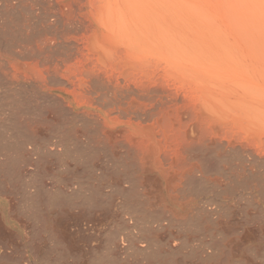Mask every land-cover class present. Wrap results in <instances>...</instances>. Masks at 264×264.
Returning <instances> with one entry per match:
<instances>
[{"label": "bare ground", "instance_id": "1", "mask_svg": "<svg viewBox=\"0 0 264 264\" xmlns=\"http://www.w3.org/2000/svg\"><path fill=\"white\" fill-rule=\"evenodd\" d=\"M47 1L51 24L33 25L43 32L35 28L36 39L27 22L24 30L15 24L22 35L11 21L8 32L1 24L0 174L15 172L10 181H20L22 170L11 172L8 154L34 151L43 121L49 127L43 129L55 131L49 145L36 141L45 158L74 156L78 144L89 154L108 148L128 158L140 185L161 183L180 194L192 179L226 187L206 179L203 152L264 161V0ZM31 98L52 105L44 107L46 115L37 110L43 116L37 125L30 114L40 108ZM259 177L264 181V170ZM136 207L129 209L146 208Z\"/></svg>", "mask_w": 264, "mask_h": 264}, {"label": "rangeland", "instance_id": "2", "mask_svg": "<svg viewBox=\"0 0 264 264\" xmlns=\"http://www.w3.org/2000/svg\"><path fill=\"white\" fill-rule=\"evenodd\" d=\"M8 1L0 3V29L4 23L3 31H6L7 25V32L8 29L11 31V26L15 24L19 30H24L26 22L31 27L40 25V28L41 24H51L47 0ZM8 21L14 24L9 22L10 26ZM20 24L24 28L21 29ZM17 27L12 30L16 31ZM37 27L33 26L32 30ZM37 29L42 35V29ZM13 31L12 34L6 32L13 36L10 38H14ZM18 31L17 35H22L23 31ZM33 31H36L35 35L37 30ZM37 34L35 38L34 35L31 37L36 39ZM3 35L1 39L6 37ZM8 36L4 40L8 39L10 43L12 39ZM17 37L12 43H17ZM33 99L31 104H34ZM35 102L36 108L40 109L33 108L32 112L36 109V114L31 112L29 116L32 118H29L38 124L39 121L35 122L37 110H40L39 114L47 110L44 107L48 103L43 100ZM42 124V127L39 124V136L36 140L33 136L32 140L35 144L45 141L49 145L55 131L43 129L49 127L44 121ZM89 133L92 137L93 134ZM35 144L32 143L34 151L29 149L34 154L21 149V155L26 158L18 154L19 149L8 154L11 161H18V164L12 162L13 165L8 161L9 167H13L9 168L11 172L16 170L19 174L20 168L21 176L26 175H18V182L21 183L23 178L20 185L14 181L17 178L15 172L10 173V176H15L11 180L15 183L10 181V176L6 178L2 172L0 174V264H264V181L259 177L264 170V161H255L239 152L227 158L217 157L218 150L213 151L215 154L212 151L203 152L206 179L218 178L224 185L226 183V187H217L204 179H192L180 194L164 188L161 183L140 185L135 180L138 179L136 169L128 163V158L123 156L124 160L121 155L115 157L108 148L105 151L102 149L103 152L97 149L99 154L93 153V150L89 154L90 149L87 151L85 148L88 154H84L83 146L86 147V144H78L80 148L76 146L72 152L77 149L81 152L74 156L71 152L65 153L68 158L60 154L58 157H65L60 160L56 158L57 154L50 156L48 153L45 158L47 152L42 148L40 150L36 146L38 143ZM78 153L82 154H79L81 157L91 153L98 155L94 158L90 156V160V157L77 156ZM28 157L30 161L26 160ZM52 197L58 202L52 200L55 202L49 201L48 204ZM32 201L38 205L32 204ZM136 204L146 208H138L136 213ZM147 208L150 212L146 211ZM139 209L144 215L138 213Z\"/></svg>", "mask_w": 264, "mask_h": 264}]
</instances>
